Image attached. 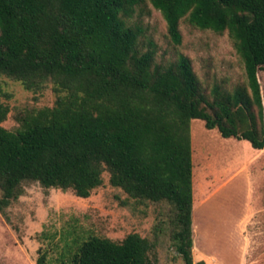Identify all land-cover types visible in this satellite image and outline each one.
<instances>
[{
	"label": "trees",
	"instance_id": "obj_1",
	"mask_svg": "<svg viewBox=\"0 0 264 264\" xmlns=\"http://www.w3.org/2000/svg\"><path fill=\"white\" fill-rule=\"evenodd\" d=\"M148 3L176 48L183 19L228 33L245 80L205 87L186 54L159 61L142 21ZM260 71L264 0H0V96L5 79L56 95L52 107L18 112L14 131L3 126L11 107L0 100V212L35 183L90 198L108 174L129 199L165 205L181 259L207 264L194 260L192 121L264 150ZM155 247L139 233L91 236L71 264H159Z\"/></svg>",
	"mask_w": 264,
	"mask_h": 264
},
{
	"label": "rangeland",
	"instance_id": "obj_2",
	"mask_svg": "<svg viewBox=\"0 0 264 264\" xmlns=\"http://www.w3.org/2000/svg\"><path fill=\"white\" fill-rule=\"evenodd\" d=\"M147 10L151 13H144L142 21L160 47L159 61L175 59L178 52L186 54L205 87L216 82L231 87L245 80L244 64L228 33L220 35L202 30L183 19L180 24L183 43L176 48L162 13L151 3ZM258 77L264 99V71ZM5 81L6 94L0 100L11 107L3 124L9 130L18 128L16 115L21 110L52 107L56 101L52 86L35 94L19 82ZM192 139L194 184L199 185L202 180L216 181L219 177L218 182L222 184L207 203L195 207V247L223 261L231 256L230 261H239L241 252L229 251L235 249L232 246L238 241L237 224L251 199V179L246 166L252 164L255 167L252 170L257 173L259 167H264V151L254 149L247 141L226 139L217 129H207L202 120L192 121ZM109 178L105 174V184L87 199L76 196L73 191L45 189L37 183L28 185L25 195L6 213L0 212V264H38L43 255L47 257V264H71L80 244L91 236L120 242L131 233H139L155 243L152 258H157L159 264H185L171 238L168 208L129 199L121 189L110 184ZM260 238L253 237L255 250L249 264H264V236L257 243ZM197 250L195 261L199 259Z\"/></svg>",
	"mask_w": 264,
	"mask_h": 264
},
{
	"label": "crops",
	"instance_id": "obj_3",
	"mask_svg": "<svg viewBox=\"0 0 264 264\" xmlns=\"http://www.w3.org/2000/svg\"><path fill=\"white\" fill-rule=\"evenodd\" d=\"M264 151V150H263ZM262 151V152H263ZM248 169V177L251 179V190L250 197L248 200V206L243 211V215L240 219V222L237 224L236 234H238L237 244L232 246L235 249L230 250L229 252H241L240 260L230 261V258L226 260H221L214 255H208L204 253L201 248L196 249L195 241H194V251L196 254V250L199 251V261H205L207 264H249L250 258L253 256V252L255 247L253 244V237L264 236V175H260V172L264 171V167H259L260 170L255 173L252 164L246 166ZM251 168V169H250ZM254 172V173H252ZM220 178V177H219ZM219 178L216 181L202 180L200 184H194V211L195 207H201L211 198L212 195L218 193L221 189L222 184L218 182ZM199 194L197 199V194ZM194 225V223H193ZM196 229H198V225H195ZM196 232V231H195ZM262 238L257 240V243L262 242ZM231 247V249H232ZM232 254V253H231ZM237 258V257H236Z\"/></svg>",
	"mask_w": 264,
	"mask_h": 264
}]
</instances>
